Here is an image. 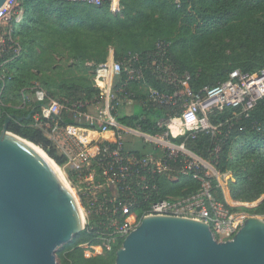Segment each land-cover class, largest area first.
<instances>
[{
  "label": "trees",
  "instance_id": "trees-1",
  "mask_svg": "<svg viewBox=\"0 0 264 264\" xmlns=\"http://www.w3.org/2000/svg\"><path fill=\"white\" fill-rule=\"evenodd\" d=\"M20 5L23 19L13 23L12 37L21 52L8 64L11 79L4 87L0 85V133L10 117L9 131L41 146L59 165L66 162V156L36 126L35 116L41 111L42 102L33 100L29 108L23 103L24 93L38 79L50 97L66 105L62 126L91 127L89 123L78 124L75 117L80 111L87 113L90 103L102 93L95 82L98 66L108 60L111 49L115 60L120 61L138 54L139 64L135 66H142L144 79L128 81L126 72L119 74L113 87L111 112L123 125L162 135L170 133L168 121L181 114L183 108L179 104L159 105L143 94L150 107L140 115L117 113L120 87H124V93L131 84L137 88L144 83L169 93L176 90L154 72V62L168 64L179 75L188 73L195 89L226 79L236 68L252 72L264 68V0H120L119 14L110 10V0L101 5L71 0H21ZM160 43L164 50L158 48ZM136 97L141 98L138 94ZM209 120L216 129L169 137L186 146L195 143L198 155L213 161L221 173L230 172L228 188L233 199L259 200L264 195V98L248 113L233 108L214 110L209 113ZM95 144L103 148V143ZM110 145L115 147L112 142ZM124 153L139 159L147 156L142 148L124 146ZM189 159L181 153L170 156L164 150L162 162L169 167L167 170L182 168L186 172L176 178H171L167 170L157 171L151 163L133 165L134 176L121 182L118 189L115 216L119 224L123 225L125 216L133 212L142 216L151 202L187 198L198 192L202 181L193 177V171H186ZM205 173L201 171L202 176ZM70 175L74 177L73 172ZM96 179L103 181L99 176ZM208 179L215 194L218 190L220 200L225 202L217 178ZM129 203L133 205L125 213L124 206ZM242 208L264 216V199L253 208ZM238 209L233 207L231 211ZM93 215L95 218H89L84 230L58 248L59 264H115L123 237L110 241L111 248L106 253L85 255L82 244H100L101 238L110 239L115 229L106 215Z\"/></svg>",
  "mask_w": 264,
  "mask_h": 264
},
{
  "label": "built area",
  "instance_id": "built-area-1",
  "mask_svg": "<svg viewBox=\"0 0 264 264\" xmlns=\"http://www.w3.org/2000/svg\"><path fill=\"white\" fill-rule=\"evenodd\" d=\"M21 0H7L0 8V85L5 86L11 79L8 71V64L20 54L21 46L16 44L12 37L13 23H19L23 19V8ZM87 4L101 5L104 0H71ZM110 10L114 14L121 12L120 0H110ZM158 48L164 50L163 43L158 44ZM139 55L131 57L130 66H125L124 61L107 60L97 68L95 81L101 92H107L109 96H114L106 88L109 76L119 75L126 72L128 81L144 79L142 66H135ZM154 72L165 82L176 87L173 93L161 91L154 87L148 89V99L159 105H180L183 109L178 117L185 126L186 132L192 133L197 130L209 131L216 129L209 120V113L214 110H224L226 108L240 109L248 113L264 98V68L257 71L233 69L229 72L226 79L217 82L212 86H204L195 89L190 84V75L177 74L168 64L153 63ZM36 97V101H41V111L36 114V126L43 129L45 135L55 145L63 151L66 156L64 168L67 167L74 173L71 178L80 195L87 201L88 208L93 212L106 215L109 222L115 225L112 234H120L125 238L132 230V227H119L118 219L115 216L118 211V201L112 193H108L106 187L120 188V183L134 176L133 165L149 163L156 166L159 172L166 171L169 167L160 161H155L149 156L141 159L124 153L125 135L137 132L143 136H150L151 139H158L162 136L164 142L170 150V156L176 155L173 147L178 148L184 155L187 151L185 142L176 145L168 137V132L162 135H149L139 128H132L120 124L115 117L107 112L100 111L97 116L78 112L77 116H86L87 122L91 127L78 125H61L62 112L66 105L58 99L49 96L48 92L39 84L31 89ZM181 102V103H180ZM97 125V127H94ZM113 131L114 138L103 143V148L96 146L94 137L97 133ZM65 130L66 138L70 149L63 150L59 142L60 133ZM182 133V134H184ZM166 138V139H165ZM110 142L115 144L111 147ZM95 152V153H94ZM205 170L196 161L189 159L186 164V171H193L194 178L202 181L201 189L195 194L181 199H161L151 202L144 210L142 219L152 215L181 216L201 220L209 223L214 237L219 241L232 239L238 230L243 226L247 214L235 213L227 209L221 203L213 190L209 174L206 172L202 176L201 171ZM99 176L103 179L97 180ZM142 180L143 177H140ZM142 182V181H141ZM110 191V190H109ZM250 203H246L248 206ZM133 203L124 206L125 213L132 207ZM122 233V234H121ZM109 239V238H108ZM108 246V244H106ZM109 247V246H108Z\"/></svg>",
  "mask_w": 264,
  "mask_h": 264
},
{
  "label": "water",
  "instance_id": "water-1",
  "mask_svg": "<svg viewBox=\"0 0 264 264\" xmlns=\"http://www.w3.org/2000/svg\"><path fill=\"white\" fill-rule=\"evenodd\" d=\"M10 120L0 133V264H59L58 248L87 220L45 163L5 136ZM115 264H264V218L247 217L232 239L219 241L207 222L146 216L124 238Z\"/></svg>",
  "mask_w": 264,
  "mask_h": 264
},
{
  "label": "rangeland",
  "instance_id": "rangeland-1",
  "mask_svg": "<svg viewBox=\"0 0 264 264\" xmlns=\"http://www.w3.org/2000/svg\"><path fill=\"white\" fill-rule=\"evenodd\" d=\"M125 66H130V61L129 60L125 61ZM38 80H36L35 84H39L40 83V80L39 81ZM96 85H97V82H96ZM132 86H133V84L131 85V88L129 90V94L131 96L135 95V93H136L134 86H133V88H132ZM139 90H141L142 94L148 95L146 88L143 87V89H139ZM108 94H109L108 91H107V93H100L99 98H96V101L94 102L96 106H94V109L91 110V113H92L91 116H96L100 111L107 112L106 113L107 115L111 114V111L113 109L112 101L115 98V96H109ZM57 95H58L57 97H59V98H66L64 96V94H62V95L57 94ZM24 99L25 100H24L23 103H24L25 107L29 108L31 106V102L33 100H35L36 97H35L34 93L32 92V90H27L24 93ZM1 102H2V99L0 98V103ZM92 104L93 103H90V105H92ZM75 119H76V122H78V124L88 123L86 116H83V117L77 116V117H75ZM78 126H80V125H78ZM169 134L171 136H173V137H176V138L178 136V135H174V133H171V131H170ZM169 134H168V137L170 136ZM65 138H66V132H65V130H63L60 133L59 142L63 146V150H67L68 151V148L70 149V145L68 144V141L65 140ZM143 138H145V137L143 135L137 133V132L128 133V134L125 135L124 144H125L126 148H131V147L135 146L136 144H139V143H142V142L146 143L144 141L145 139H143ZM157 138L158 139H152L154 141H153V143H151V145L158 146L157 148H159V150H161V151L157 152V153L153 152V151H148L147 152V156H149L150 158H153V160H155V161L162 162V155H163V151L162 150L163 149L168 150V151H170V150L168 149V147L166 146V144L164 142L160 141L162 136H159ZM170 140H171V138H170ZM171 141L173 143H175L176 145H179L178 142H175L173 140H171ZM54 145H55V143H54ZM195 147H196L195 143L190 145V146L187 145L186 146L187 151L184 153V156H187L191 160L196 161L198 164H200V166L205 168V171L209 174V177H216L218 182H219V185H220L222 191L224 190L226 192V194L228 196H230L229 193H228L229 192L228 181L231 178V173L230 172L221 173L218 170L216 164L213 161L205 160L200 155H198L196 153ZM58 151H59L60 154H63V151L61 149L58 148ZM173 151H174V153L176 155L181 152L176 147H173ZM59 166H61L62 171L64 173V177L66 178V181L68 182V184H69V186H70V188L72 190L73 195L78 200V204H79L80 208L82 209V212H83V214H84V216H85V218L87 220V224H88L89 218H95V216L93 215V211L88 208L87 201H85V199L83 200L81 198L80 192H78V190L76 188V185H74L72 180H71L72 177L70 175L69 169H67V167L64 168L63 167L64 164L63 165H59ZM166 172H169V175H170L171 178H176V177H179L180 175H183V174L186 173L182 168H180V169L171 168L169 171L167 170ZM106 189H108V191H109V190L112 189V187L109 188L107 186ZM224 191H223V195H224ZM216 195H217V199L221 203H223V205L227 209L231 210V208H233V207L239 208L237 211H235V213H244V214H247V217L264 218V216L253 214L252 212L243 210V208H242V207H247L246 203H250L248 205V207L249 208H253L254 206L258 205V201L259 200L255 201V202H246V201L235 200V199L232 198V200L227 203V201L225 199V196H224L225 202L220 200V196H219V191L218 190L216 191ZM84 202H86V204H84ZM231 202H234V204L231 205ZM141 221H142V216L139 215L138 212H133V213L128 214L127 216H125V223L123 225H120L119 221H118L117 224L119 225V227H125L127 225V227H132V229H135L141 223ZM119 235L118 234H113L110 239H108L110 236H103L101 238V243L100 244L90 245V244L86 243V244H82L81 246L85 249V255L87 257H91V256H94V255H97V254H100V253H106V251L111 248V242L110 241L117 242V239L120 238ZM106 244H108L109 247L106 246ZM57 261L59 263L58 258H57Z\"/></svg>",
  "mask_w": 264,
  "mask_h": 264
},
{
  "label": "crops",
  "instance_id": "crops-1",
  "mask_svg": "<svg viewBox=\"0 0 264 264\" xmlns=\"http://www.w3.org/2000/svg\"><path fill=\"white\" fill-rule=\"evenodd\" d=\"M113 59H115L114 51H113V49H111L109 57H108V60H113ZM117 79H118V75H113V76H109V78L107 80L106 88H109V92H110L111 95H112L113 87L117 83L116 82ZM134 85L135 84H133V86ZM133 86H132V88H133ZM143 87L146 88V90L148 91L149 87H151V86H149V85H147L145 83L144 84H139V86L137 87L138 89L135 88V86H134L136 93L133 96H131L129 94V91L127 93H124V87L118 88V91L122 92V94H120V98H119V101H118V108H117V113L119 115H121V116H123V115H125V116H137V115H140L143 112L144 108H149L150 107V104H148V103H146L144 101L143 94H142L141 90H139V89H143ZM104 93H107V92H104ZM137 94L141 98L136 97ZM94 106H96L95 103H93L92 105L88 106V111H87L88 115L92 114L91 110L94 109ZM162 119H164V118L162 117L161 120ZM176 120H177V124H176V126L174 128L173 127V122H176ZM168 127H169L171 133H174V135H179V134H182V133H184L186 131L185 126L181 123V121L179 119L169 120L168 121ZM144 137L145 138H143V139H145L144 141L146 143L142 142V143L136 144L135 146H133L131 148H134V149L135 148H142L146 152L153 151V152L157 153V152L161 151V150H159V148H157L158 146L151 145V143H153L154 140H152L150 136H144ZM94 139H95V141H97L99 143H104V142H106L109 139L112 140L113 139V130H111L110 132H106V133H97L95 135ZM164 150L165 149H163L162 151L164 152ZM162 157H163V155H162ZM110 191H111L112 195L115 198H117V196L119 195L118 190L115 187H112V189ZM228 193H229L230 196H228L226 194V192L224 191V196H225V199H226L227 203L232 200V196L230 194V191ZM233 204H234V202H231V205H233Z\"/></svg>",
  "mask_w": 264,
  "mask_h": 264
},
{
  "label": "bare ground",
  "instance_id": "bare-ground-1",
  "mask_svg": "<svg viewBox=\"0 0 264 264\" xmlns=\"http://www.w3.org/2000/svg\"><path fill=\"white\" fill-rule=\"evenodd\" d=\"M177 124L176 122H173V127L175 128ZM6 137L12 138L18 143L22 144L26 148H28L32 153H34L39 159H41L45 165L52 171V173L58 178L59 182L62 184L64 189L68 192V194L73 198V200L78 204V200L73 195L72 190L66 181V178L64 177V173L62 171L61 166L56 164L54 160H52L44 150H42L39 146H36L35 144L29 142L28 140L21 138L11 132L5 134ZM79 205V204H78ZM82 212V209H81ZM83 213V212H82ZM84 216V214H82Z\"/></svg>",
  "mask_w": 264,
  "mask_h": 264
}]
</instances>
